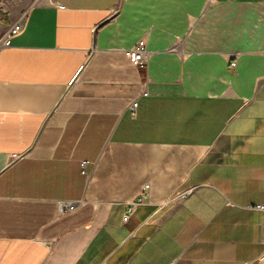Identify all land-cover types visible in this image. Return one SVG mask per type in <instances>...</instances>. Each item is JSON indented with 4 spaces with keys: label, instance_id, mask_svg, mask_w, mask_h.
Here are the masks:
<instances>
[{
    "label": "crops",
    "instance_id": "obj_1",
    "mask_svg": "<svg viewBox=\"0 0 264 264\" xmlns=\"http://www.w3.org/2000/svg\"><path fill=\"white\" fill-rule=\"evenodd\" d=\"M24 10L0 47V264H264V0H0V36Z\"/></svg>",
    "mask_w": 264,
    "mask_h": 264
},
{
    "label": "built area",
    "instance_id": "obj_2",
    "mask_svg": "<svg viewBox=\"0 0 264 264\" xmlns=\"http://www.w3.org/2000/svg\"><path fill=\"white\" fill-rule=\"evenodd\" d=\"M26 18V11L20 14L19 18L7 27L5 32L0 36V47L7 45L11 36L18 34L24 27V21ZM149 52L146 48V44L144 39H139L135 46L130 50V56L132 63L137 68H143L147 62ZM133 108L134 106L131 105ZM90 162L87 160H81L79 162L81 173L85 176H88L87 165ZM147 188V184H145L144 189ZM193 187H185L177 189L174 194L171 196L170 200H182L186 198L189 194L192 193ZM142 197L141 195L137 198L136 201L131 203L130 208L128 209V213H126L122 220L126 221L130 214L133 212L135 206L141 203ZM80 202H68V201H59L57 202L58 211L60 212H70L75 210L79 206ZM252 208L260 211H264V204L258 203L252 206Z\"/></svg>",
    "mask_w": 264,
    "mask_h": 264
},
{
    "label": "rangeland",
    "instance_id": "obj_3",
    "mask_svg": "<svg viewBox=\"0 0 264 264\" xmlns=\"http://www.w3.org/2000/svg\"><path fill=\"white\" fill-rule=\"evenodd\" d=\"M46 1H48V0H46ZM24 11H25V10H24ZM24 11H22V13H23ZM22 13H21V14H22Z\"/></svg>",
    "mask_w": 264,
    "mask_h": 264
}]
</instances>
